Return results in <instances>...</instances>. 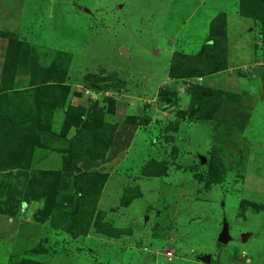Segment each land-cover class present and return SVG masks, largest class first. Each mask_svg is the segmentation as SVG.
Instances as JSON below:
<instances>
[{
	"label": "rangeland",
	"instance_id": "1",
	"mask_svg": "<svg viewBox=\"0 0 264 264\" xmlns=\"http://www.w3.org/2000/svg\"><path fill=\"white\" fill-rule=\"evenodd\" d=\"M26 1L0 0V13ZM28 4L34 14L30 7L23 17L10 12L11 30L0 31V124H12V135L21 130L19 166L48 155L28 142L40 120L38 129L60 135L72 126V154L100 152L102 159L85 160L90 189L75 199L65 226H42L40 211L25 224L7 215L0 264H162L166 252L178 258L174 264H205V257L208 264H264V0ZM249 31L248 44H237ZM213 38L225 51L213 47L208 57L203 47ZM30 58L41 73L27 88ZM222 77L233 92L211 89ZM47 88L60 96L49 118L40 92ZM56 106L64 119L54 129ZM7 145L5 154L15 150ZM59 155L62 171L70 156ZM30 175L27 201L56 185L55 173ZM223 224L228 239L218 243Z\"/></svg>",
	"mask_w": 264,
	"mask_h": 264
},
{
	"label": "crops",
	"instance_id": "2",
	"mask_svg": "<svg viewBox=\"0 0 264 264\" xmlns=\"http://www.w3.org/2000/svg\"><path fill=\"white\" fill-rule=\"evenodd\" d=\"M30 0H27L24 4L25 10L19 3H17L15 6H8L6 11H3V13H0V31H9L11 30L12 26H10V19L7 17V15L11 12L14 15L21 16L24 14L26 10H29L27 7H30V10L28 12H31L34 14V11L31 9L33 8L30 6L29 3ZM3 6V5H0ZM21 21V20H19ZM30 32V31H29ZM249 34V35H248ZM249 32H243L239 34L236 37V40L239 42H236L237 44L241 45L246 43L248 44L247 37H249ZM243 39V41H240ZM232 39H228L226 43V52H228L229 55V49L230 45H232ZM247 41V42H246ZM231 42V43H230ZM230 43V44H229ZM249 57L252 59V53L249 52ZM231 58V57H230ZM228 59V56H227ZM241 59V58H240ZM3 54H0V71L2 70V64H3ZM247 60V59H246ZM245 60V61H246ZM229 61V60H228ZM237 62V64L230 63L231 67H229V62L227 66V70L225 72H230L229 70L232 68H235L236 65L241 66L243 62ZM27 67H29V73L28 78L29 80L26 82L25 87L31 88L35 87L37 85L38 76L40 75V64L37 63L33 58H30L27 62ZM1 74V73H0ZM224 77L221 78V87H216L214 85L209 84V87L211 89L215 90H223L225 92L230 91L233 92L230 85L227 83V81H224ZM74 100V99H73ZM77 100V99H75ZM77 104H81L79 101H76ZM226 102L222 103L219 107H217L214 115L215 118L216 114L218 113V110L220 107H224L227 104ZM64 108L63 109H55L52 114V121L53 125H55L54 129L59 128L62 123V119H64ZM218 116V115H217ZM241 117V114L234 115L233 119H224V122H231L232 120H238ZM226 118V116L224 117ZM57 131V132H56ZM54 133L53 131H46L44 129H38L35 128V134L37 139L39 140V143L44 148L48 149V155L45 156L42 160H36L31 161V167H16V166H5L3 168H0V224H6V220L8 218L7 215H10L11 217L15 216L16 219H19V221H23L22 223H28L32 219V215L37 212H43L45 218V222L43 221L42 226H47L49 228H61L65 226L70 218V214L72 213L74 209V191H73V177L77 172H64L61 171V169L58 168V159L59 154H62L61 151H65L68 149L70 141L75 133V130L72 126H68L66 129L67 132H65L63 135H60L58 133V130H56ZM112 141L110 144L111 148ZM90 162L87 161H81L77 163V171H83V169L86 166H89ZM98 164V163H96ZM2 165V164H1ZM31 171H41V172H51L55 173L57 175L56 179V185L53 188L50 184V189H48L47 192H45V195L42 199L37 200H29L25 202L23 200L25 188L27 186V183L31 177L30 173ZM49 200V201H48ZM19 223V222H18ZM0 225V226H1ZM2 225V226H4ZM1 226V227H2ZM4 238V237H3ZM162 258H158L159 264L161 263ZM163 259H165L163 257ZM175 262H178V258H171L170 260H165L162 262V264H174ZM195 263V262H194Z\"/></svg>",
	"mask_w": 264,
	"mask_h": 264
},
{
	"label": "trees",
	"instance_id": "3",
	"mask_svg": "<svg viewBox=\"0 0 264 264\" xmlns=\"http://www.w3.org/2000/svg\"><path fill=\"white\" fill-rule=\"evenodd\" d=\"M224 43L225 42H220L219 40H218V38H213V39H211V40H209V41H207V43H206V45H205V47H203V52H204V54L205 55H208V57H210L211 56V54H210V52L212 51L211 49L213 48V47H215V49L218 51V49H221L220 51H219V53H223L224 54V51H225V49H224ZM213 53V52H212ZM215 58L217 57V56H214ZM206 61V60H205ZM208 64V63H207ZM221 69H223V67L221 68ZM221 69H219V70H221ZM211 70H213V69H211ZM217 71V70H216ZM198 74H201L200 76H203V75H206V73H207V71H205V72H203V71H201V70H198V72H197ZM40 92L41 93H43V97L45 98V102L46 103H44V106H45V104H48V106H47V109H46V115L45 116H47V117H45V118H49L50 116H51V113L49 114V112H50V110H51V108H53V104L55 103V102H57V98H59L60 96H59V94L56 92V90H54L53 88H47L46 90H40ZM195 96V95H194ZM50 97H51V100H50ZM196 97V96H195ZM195 97L192 99V101H194L195 100ZM63 99L61 98V100H59V102L57 103V104H59L58 106H61V105H63V101H62ZM55 101V102H54ZM207 102L205 101V102H203L200 106H204V104H206ZM55 105H56V103H55ZM57 108V106L54 108V109H56ZM72 109V111H74L73 110V108H71V107H68V109ZM53 109V110H54ZM74 109H75V111L74 112H83V109L82 108H78V109H76V107H74ZM48 111V112H47ZM98 114H99V112H97V113H95V116H98ZM76 117V116H75ZM80 117V116H79ZM1 118H3V117H1ZM96 120V119H95ZM2 121H9L8 120V118H5L4 120H2ZM37 127L38 128H43V126L41 125V120L39 121V124H37ZM110 128V133H109V139H108V143H109V141L111 140V138H112V136H113V133H114V131H115V129H116V127L115 126H111V127H109ZM15 130L13 129V127H12V124H0V148L2 147V145L4 144V143H6L1 149H0V160H5L6 158H8V159H10V165L9 166H16V167H20L19 166V160H21L22 159V157H23V155L25 154L24 152H22V151H24L25 150V148H26V146L25 145H21V144H17V143H15L16 141H17V137L20 135V133H21V130H16V133H14L13 135H12V132H14ZM13 137V138H12ZM34 138H36V140L34 141L33 140V137L31 138V140L29 139L28 140V142L30 143V145H35V146H39V142H38V139H37V137H34ZM2 142H4V143H2ZM9 142V144L11 143L12 145H15L14 146V151L12 150L10 153H4V151H6V148L8 147V148H10L9 147V145H7V143ZM14 142V143H13ZM108 143H107V148H108ZM71 144V143H70ZM7 146V147H6ZM33 147V146H32ZM32 147L30 146L29 147V150L31 151L32 150ZM72 146L71 145H69V147H68V149L67 150H65V151H61V153H63V154H67V155H69L70 156V158H69V161H68V164H66V165H64V164H62V171H68V172H74V170L75 169H77V163L78 162H81V161H85V160H101L102 159V155L100 154V152L99 153H97V154H95L92 158H91V156L89 155V153L88 152H86L85 154H83L82 156H78V155H76V152H77V150H75V153H73L72 154ZM93 149H95V147L93 146L91 149H90V151H92ZM22 152V153H21ZM67 152H70V154L69 153H67ZM3 155V156H2ZM75 156V158L73 159V156ZM72 156V157H71ZM72 158V159H71ZM13 163H12V162ZM66 161V160H65ZM28 163V162H27ZM9 166H7V167H9ZM28 166V164H26V167ZM3 167H5V166H2V165H0V168H3ZM97 177H94V181H95V179H96ZM91 180H90V178L88 179V174H86V173H84V172H81V171H77V173L74 175V177H73V191H74V194H75V199H77V197L83 192V193H88V190L90 189V187H89V184H88V182H90ZM93 181V182H94ZM49 185V184H48ZM48 185H46V186H48ZM45 186V189L48 191V189H47V187ZM34 187H35V180H34V178L32 179V176L30 177V179H29V181H28V183H27V186H26V188H25V192H24V197H23V200L25 201V202H27V200H28V198H27V196L28 195H30V193L31 192H34ZM89 188V189H88ZM45 189L43 190V193H42V195H44V193L45 192H47V191H45ZM88 189V190H87ZM41 195V197H43ZM30 198H32V197H30ZM40 197H34L33 199H35V200H37V199H39Z\"/></svg>",
	"mask_w": 264,
	"mask_h": 264
},
{
	"label": "water",
	"instance_id": "4",
	"mask_svg": "<svg viewBox=\"0 0 264 264\" xmlns=\"http://www.w3.org/2000/svg\"><path fill=\"white\" fill-rule=\"evenodd\" d=\"M119 52L123 55H125V51L123 49H119ZM201 162H203V160H201ZM74 172H77V169L74 170ZM245 238V236H241V240ZM228 239V236H227V228H226V225L223 224L222 225V228H221V232L220 234L218 235V238H217V242L218 243H224L226 240ZM205 264H208L209 262V259L208 257H205L203 259H201Z\"/></svg>",
	"mask_w": 264,
	"mask_h": 264
},
{
	"label": "built area",
	"instance_id": "5",
	"mask_svg": "<svg viewBox=\"0 0 264 264\" xmlns=\"http://www.w3.org/2000/svg\"><path fill=\"white\" fill-rule=\"evenodd\" d=\"M201 79H197V81H200ZM164 258L167 259V260H170L172 257H171V253L170 252H166L163 254Z\"/></svg>",
	"mask_w": 264,
	"mask_h": 264
}]
</instances>
